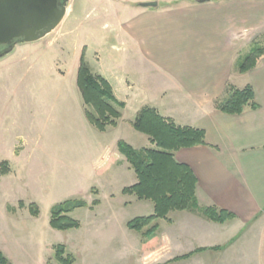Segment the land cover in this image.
I'll return each mask as SVG.
<instances>
[{
  "label": "rangeland",
  "instance_id": "1",
  "mask_svg": "<svg viewBox=\"0 0 264 264\" xmlns=\"http://www.w3.org/2000/svg\"><path fill=\"white\" fill-rule=\"evenodd\" d=\"M261 9L250 6L248 16ZM119 20L107 0H70L65 20L52 34L37 43H21L0 59V236L7 240L13 262L58 264L55 247L65 246L75 264H136L129 256L144 250V234L129 230L128 224L152 216L154 205L123 194L137 183V176L117 138L139 151L150 147L148 138L129 124L131 114L126 115L123 132H99L86 118L77 86L83 57L94 76L98 58L127 61L111 48L117 44L111 28ZM254 25H244L251 38L242 43L239 58L251 54L254 44L264 49V29L256 31ZM109 157L115 158L112 167H104ZM4 162L9 169L5 176ZM75 200L87 204L69 214L80 228L53 229L52 208ZM20 203L27 206L14 218L9 208ZM33 204L39 209L36 218L30 212ZM183 215H169L178 225L155 222V249L163 250V259L188 253L196 245L193 237L180 233ZM16 241L26 245L22 256Z\"/></svg>",
  "mask_w": 264,
  "mask_h": 264
},
{
  "label": "crops",
  "instance_id": "2",
  "mask_svg": "<svg viewBox=\"0 0 264 264\" xmlns=\"http://www.w3.org/2000/svg\"><path fill=\"white\" fill-rule=\"evenodd\" d=\"M250 1V6L262 8L261 15L248 16ZM107 2L120 18L111 28L117 40L111 48L127 60L98 58L93 71L111 85L116 99L125 105L113 131L123 132L126 115H132L133 119H128L132 125L144 108L155 109L178 127L204 131L206 144L181 149L175 160L194 172L201 207L236 216L220 224L183 211L179 232L194 238L192 250L163 259V250L155 245L129 257L137 259L136 264H264V57L255 69L240 74L239 55L245 46L233 47L230 33L225 31L229 24L238 30L248 23L255 24L256 31L264 29V0ZM149 2H157L158 7L141 6ZM88 65L91 67L89 61ZM229 85L240 90L251 86L259 108H248L239 116L218 111L215 103L226 97ZM117 141L124 140L118 137ZM148 143L153 148L149 138ZM113 160L109 157L104 167H112ZM13 209L9 214L18 218L22 208ZM167 222L179 224L170 217ZM3 225L0 219V231ZM5 241L0 236V252L11 264H19L13 262V254H7ZM16 243L19 255H24L26 245Z\"/></svg>",
  "mask_w": 264,
  "mask_h": 264
},
{
  "label": "trees",
  "instance_id": "3",
  "mask_svg": "<svg viewBox=\"0 0 264 264\" xmlns=\"http://www.w3.org/2000/svg\"><path fill=\"white\" fill-rule=\"evenodd\" d=\"M252 53L242 58L240 74H247L255 69L264 57V49L254 44ZM77 86L85 104V115L89 123L99 132L108 128H117L122 118L120 112L125 108L113 94L111 85L102 77L94 76L83 57L78 72ZM216 109L224 114L239 116L248 108L257 110L255 92L251 86L240 90L231 85L227 87L226 97L216 101ZM133 128L146 135L153 145L151 149L136 150L120 141V152L125 156L137 176V183L123 190L124 195H135L140 201H149L154 205V214L137 218L128 224V229L143 233L144 249L154 247L157 240L158 220H168L176 211L198 213L215 223L224 224L236 219L234 214L214 207H201L197 199L198 180L185 164L175 160L176 152L206 144L205 132L193 128L178 127L173 120L165 119L155 109L144 108L133 122ZM9 173L6 162L1 165V174ZM98 204V201L94 202ZM83 200L67 201L52 208L50 225L58 231L79 229L81 224L69 214L77 208L86 207ZM24 208V203H20ZM9 210H13L11 207ZM33 217L39 216L35 204L30 206ZM147 229V230H146ZM146 230V231H145ZM189 256L181 259H186ZM55 260L58 264H75L73 255L65 246L55 247ZM0 264H11L0 252Z\"/></svg>",
  "mask_w": 264,
  "mask_h": 264
},
{
  "label": "water",
  "instance_id": "4",
  "mask_svg": "<svg viewBox=\"0 0 264 264\" xmlns=\"http://www.w3.org/2000/svg\"><path fill=\"white\" fill-rule=\"evenodd\" d=\"M69 1L0 0V46L16 47L21 43L40 42L63 23L68 13ZM141 6L157 8L158 4L149 2Z\"/></svg>",
  "mask_w": 264,
  "mask_h": 264
},
{
  "label": "clouds",
  "instance_id": "5",
  "mask_svg": "<svg viewBox=\"0 0 264 264\" xmlns=\"http://www.w3.org/2000/svg\"><path fill=\"white\" fill-rule=\"evenodd\" d=\"M225 31L230 33V43L233 47H238L240 44L251 38L249 35V28H240L235 30L234 27L229 24L226 26Z\"/></svg>",
  "mask_w": 264,
  "mask_h": 264
},
{
  "label": "flooded vegetation",
  "instance_id": "6",
  "mask_svg": "<svg viewBox=\"0 0 264 264\" xmlns=\"http://www.w3.org/2000/svg\"><path fill=\"white\" fill-rule=\"evenodd\" d=\"M14 48L15 46L12 47L0 46V57L5 56V54L8 53V51L13 50Z\"/></svg>",
  "mask_w": 264,
  "mask_h": 264
}]
</instances>
